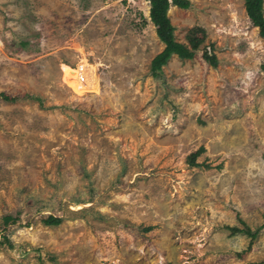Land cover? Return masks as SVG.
Listing matches in <instances>:
<instances>
[{
	"label": "rangeland",
	"instance_id": "obj_1",
	"mask_svg": "<svg viewBox=\"0 0 264 264\" xmlns=\"http://www.w3.org/2000/svg\"><path fill=\"white\" fill-rule=\"evenodd\" d=\"M189 1L196 56L153 76L149 0H0V264H264V38L244 0Z\"/></svg>",
	"mask_w": 264,
	"mask_h": 264
},
{
	"label": "trees",
	"instance_id": "obj_2",
	"mask_svg": "<svg viewBox=\"0 0 264 264\" xmlns=\"http://www.w3.org/2000/svg\"><path fill=\"white\" fill-rule=\"evenodd\" d=\"M245 9L252 24L259 28V34L264 38V0H244ZM150 2V19L156 26V33L161 42L164 44L163 50L157 54L151 63V72L153 76H157L162 68L168 63L173 55H177L181 59H193L196 56V50L198 49V40H192L191 46H187L184 43L178 42L175 38V27L169 17V10L171 6H176L181 9H187L190 6L189 0H149ZM194 33V32H193ZM204 58L211 66L216 67L218 62L216 56L210 54L207 50L204 53ZM0 98L6 101H13L16 98L9 97L5 93H0ZM204 151V147H201L195 153L190 156V163L196 164V158ZM12 216L5 217V223L14 221ZM44 223L48 226H55L61 223V218L53 215H49ZM233 231L245 232L251 239H254L260 232H252L250 229L240 230L236 227H230ZM7 240V239H6Z\"/></svg>",
	"mask_w": 264,
	"mask_h": 264
},
{
	"label": "bare ground",
	"instance_id": "obj_3",
	"mask_svg": "<svg viewBox=\"0 0 264 264\" xmlns=\"http://www.w3.org/2000/svg\"><path fill=\"white\" fill-rule=\"evenodd\" d=\"M62 70H63V80L64 82L72 89V91L77 94V95H83L85 92L89 91L88 89L90 87H96L95 81H93V77L95 76V70H92L91 73H89V81L91 86L88 85V81H81L80 76L84 73L81 74V69H73L70 66L62 65ZM91 88V89H92ZM90 89V91H91Z\"/></svg>",
	"mask_w": 264,
	"mask_h": 264
},
{
	"label": "built area",
	"instance_id": "obj_4",
	"mask_svg": "<svg viewBox=\"0 0 264 264\" xmlns=\"http://www.w3.org/2000/svg\"><path fill=\"white\" fill-rule=\"evenodd\" d=\"M80 68L82 69V71H87V69H88V68L82 67V65H80ZM85 78H87V75L85 73H84V75L82 74L80 76V79L82 82L85 81Z\"/></svg>",
	"mask_w": 264,
	"mask_h": 264
}]
</instances>
